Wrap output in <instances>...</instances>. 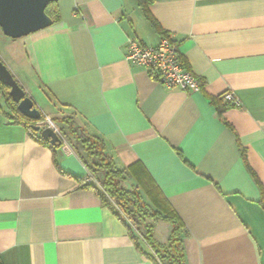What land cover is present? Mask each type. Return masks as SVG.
I'll list each match as a JSON object with an SVG mask.
<instances>
[{
    "label": "crops",
    "instance_id": "crops-1",
    "mask_svg": "<svg viewBox=\"0 0 264 264\" xmlns=\"http://www.w3.org/2000/svg\"><path fill=\"white\" fill-rule=\"evenodd\" d=\"M148 9L159 29L137 0H58L50 26L0 39L45 118L96 137L126 188L147 198L140 183L155 185L185 227V264H264V0ZM163 35L199 91L168 88L125 58L128 39L156 46ZM225 93L239 105L219 113ZM64 144L52 149L0 110V264H155L101 201L103 175L81 144ZM170 229L157 220L154 239Z\"/></svg>",
    "mask_w": 264,
    "mask_h": 264
},
{
    "label": "trees",
    "instance_id": "trees-1",
    "mask_svg": "<svg viewBox=\"0 0 264 264\" xmlns=\"http://www.w3.org/2000/svg\"><path fill=\"white\" fill-rule=\"evenodd\" d=\"M152 0H137L139 6L143 9L146 18L159 29V25L153 18L148 9V4ZM54 3H49L45 9L47 15L55 21L58 16L56 10L53 12L49 11L50 6ZM162 37H168L163 35ZM181 63L184 67L185 64L182 57L179 55ZM153 76V74L151 73ZM200 82V79H198ZM202 87V83H201ZM9 88L0 83V95L4 98V104L7 111H3L2 114L12 120L14 123L22 125L25 130L41 143L50 146L52 149L63 145V142H68L69 136L75 138L77 143L81 144V150L85 153L83 161L86 167L93 174L102 173L103 178L99 180L100 187L93 186L101 201L104 205L108 206L112 212H114L121 220L127 224V220H132L137 229H140L141 224L145 218H152L155 220H162L171 225V229L165 243L157 242L153 237V227L150 225H143V232L139 235L132 230L130 225H127L135 244L141 248V240L150 249L149 253L143 250L145 255L152 259L155 264H185L182 235H184L185 227L177 215L175 210L165 201L155 185L149 186L140 183L141 190H144V194L147 198L143 197L138 187L125 188L122 183L125 180L124 171L115 167V165L105 156L103 150H101V144L96 137L85 134L83 131L75 127V125L69 120V118L54 119L53 122L59 127L61 134V142L57 145H50L48 141H45L40 136V131L36 130V126L42 128L44 125L45 117L41 114L38 119H30L25 117L17 110V104L13 102L8 94ZM233 106L231 102L225 101L223 104L218 106V111L221 113L224 109ZM65 124L69 130V136L64 133V129L58 124ZM63 122V123H62ZM65 125V126H66ZM76 130V131H74ZM145 180V179H144ZM264 208V204H263ZM127 215V217H126ZM125 216V217H123Z\"/></svg>",
    "mask_w": 264,
    "mask_h": 264
},
{
    "label": "water",
    "instance_id": "water-1",
    "mask_svg": "<svg viewBox=\"0 0 264 264\" xmlns=\"http://www.w3.org/2000/svg\"><path fill=\"white\" fill-rule=\"evenodd\" d=\"M58 0H0V29L2 33L12 39L27 36L44 29L53 23L45 9L49 3ZM0 83L9 88L8 94L17 104V110L30 119L41 116L40 109L33 99L26 94L23 87L16 81L11 72L0 60ZM40 136L50 145L61 142V135L49 126H36Z\"/></svg>",
    "mask_w": 264,
    "mask_h": 264
},
{
    "label": "built area",
    "instance_id": "built-area-1",
    "mask_svg": "<svg viewBox=\"0 0 264 264\" xmlns=\"http://www.w3.org/2000/svg\"><path fill=\"white\" fill-rule=\"evenodd\" d=\"M125 58L135 65L149 69L153 77L168 88L178 87L187 92L201 89L198 78L182 65L177 47L169 37H162L156 46H146L136 39H128ZM223 99L233 106L239 105L232 93H225ZM44 126H49L60 134L59 127L51 118H45ZM62 149L69 151L67 144L62 145Z\"/></svg>",
    "mask_w": 264,
    "mask_h": 264
},
{
    "label": "rangeland",
    "instance_id": "rangeland-1",
    "mask_svg": "<svg viewBox=\"0 0 264 264\" xmlns=\"http://www.w3.org/2000/svg\"><path fill=\"white\" fill-rule=\"evenodd\" d=\"M55 9V5L52 4L49 8V11L50 12H53ZM7 41H14L13 39L11 38H6ZM8 47L7 43L6 42H3L1 41L0 39V60L3 61V63L5 64V66L7 67V69L11 72V74L13 75V77L16 79V81L20 84L21 87H23L24 89V85H25V75H24V68H23V65L19 64L16 60H13L11 58V56L9 55V52L6 50ZM36 96V95H35ZM0 108L3 110V111H7L6 107H5V104H4V98L0 95ZM59 126L61 128H64L61 124H59ZM76 131V130H74ZM123 187L126 188V186L128 187V183L127 181L124 180L123 182ZM127 217V215H126ZM128 218V217H127ZM127 221H130V226L133 228V230L137 233V235H139L140 239H141V236H140V233L143 232V225H151L152 227L155 225V222L157 220L155 219H152V218H145L143 220V223L141 224L140 226V229H137L135 227V224L132 223V220H127ZM141 231V232H140ZM142 244L143 241L141 240L140 241Z\"/></svg>",
    "mask_w": 264,
    "mask_h": 264
}]
</instances>
